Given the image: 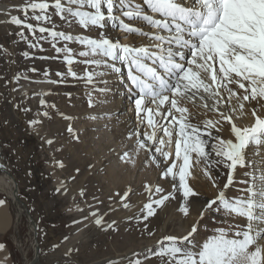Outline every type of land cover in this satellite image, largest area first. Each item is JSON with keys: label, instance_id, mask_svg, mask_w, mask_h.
<instances>
[{"label": "rangeland", "instance_id": "rangeland-1", "mask_svg": "<svg viewBox=\"0 0 264 264\" xmlns=\"http://www.w3.org/2000/svg\"><path fill=\"white\" fill-rule=\"evenodd\" d=\"M25 2L0 0V4L10 7L12 15H18L26 23L65 32L74 39L53 40L48 33L33 34L22 26L0 22V149L18 184L19 198L37 225V237H33L28 218H19L17 209L0 192V200L13 219L12 229L0 235L7 256L4 264L35 261L32 248L35 237L40 255L34 264H134L136 260L140 264H162L154 256L158 241L168 235L182 237L192 227L189 225V230L184 231L173 221L177 202L188 206L194 217L206 198L204 195L184 198L177 179L162 177L163 170L152 163L150 152H139L112 107L116 106L112 91L116 87L111 68L85 63L103 57L79 55L87 47L75 38L108 35L104 30L108 22L102 29L86 30L77 18L62 19L52 8L48 10L50 21H36L30 18L31 12L25 16L14 10V5ZM3 17L5 14L0 12V18ZM116 28L119 31V26ZM53 44L71 48L74 63L69 65L67 54L58 53ZM69 69L76 75H71ZM128 71L125 64L123 85L129 95L132 90L128 89ZM41 100L45 104L41 105ZM131 104L126 101L127 106ZM25 108L30 110L23 111ZM33 120L39 122L30 126ZM49 140L51 144L47 143ZM213 142L209 141V149ZM125 152L128 156L122 159ZM94 156L99 162L89 165ZM215 159L218 158L212 152L208 169L216 176L220 191L227 182L228 169L212 163ZM248 159V167H241L233 183L224 190L229 199L246 196L244 182L248 181L250 186L254 171L250 152ZM104 169L108 174L105 180V174H101ZM157 187L163 191L156 192ZM168 194L170 199L161 206L153 204L154 216L141 219L147 212L146 203ZM219 209L215 206L205 209L195 221L196 245L202 246L221 228L227 230L230 238L235 231L246 229V218L229 214L222 205ZM97 218H102L101 225L95 223Z\"/></svg>", "mask_w": 264, "mask_h": 264}, {"label": "snow or ice", "instance_id": "snow-or-ice-1", "mask_svg": "<svg viewBox=\"0 0 264 264\" xmlns=\"http://www.w3.org/2000/svg\"><path fill=\"white\" fill-rule=\"evenodd\" d=\"M143 4L151 14L146 13L135 0H53L52 3L48 0H26L24 5H14L13 8L25 16L31 12V19L44 22L51 20L48 10L52 8L62 19L69 16L77 18L85 29H102L107 21H119L125 33H141L155 41L146 47H133L102 35L99 38H75L87 47L86 51L79 52L80 56L104 58L86 60L87 64H103L119 72L120 69L114 63L109 64V60L127 62L128 75L139 90V98L135 100L137 114H145L141 116V123L146 119L151 129L130 133L129 138L135 135L138 149L153 152L152 160L157 167L161 163L166 165L162 177L171 176L175 180L178 176L183 197L198 196L199 193L186 182V177L191 174L189 170L194 166L193 154L195 165L204 162V175L216 187V181L208 171L209 156L214 152L218 159L212 163L228 169L225 174L227 182L205 207L211 210L215 206L219 211V205H222L229 214L246 218L247 223L246 230L235 231L232 238L227 230L219 229L218 234L202 246L194 243L198 226L193 224L182 237L168 235L158 241L159 248L154 256L162 264H264V154L254 151V155L261 157V168L257 170L253 165L251 186H248V181L244 182L245 197L229 199L224 191L233 183L235 170L248 167V151L264 147V0H143ZM0 12L9 17L8 22L27 28L33 34L37 31L48 33L53 40L68 42L74 39L65 32L26 23L7 8H0ZM122 17L129 20L140 18L155 31L145 33L125 23ZM184 48L190 49L191 56L186 63L181 62L185 60L181 51ZM56 51L67 54L65 59L69 65L74 63L71 48L56 47ZM147 60L152 64L158 62L163 73L146 63ZM69 71L76 75L71 69ZM91 78L89 73L90 81ZM171 78H175V83ZM40 103L43 105L45 101ZM148 104L155 105V108L148 107ZM188 104L198 110L203 109L205 115L215 113L216 118L197 123L200 113L191 112ZM244 117L250 120L247 125L235 122ZM38 122L33 120L29 124ZM224 122L230 125L232 138L224 139L219 135ZM68 130L71 132V127ZM158 132L163 136L158 138ZM163 137H167V141ZM173 140L174 158L172 153L164 150V146L171 145ZM209 141H214L210 149ZM155 153H159L162 160L157 159ZM127 156L125 152L121 158ZM256 171H259L258 176ZM155 191L163 190L157 187ZM170 196L163 195L146 203L144 209L147 212L141 219L154 216L153 204L161 206ZM3 204L4 201L0 200V205ZM179 210L185 216L189 214L188 206ZM203 214L202 209L200 215ZM95 223L101 225L102 218L95 219ZM4 247L0 244V250ZM134 264H140V261L136 260Z\"/></svg>", "mask_w": 264, "mask_h": 264}, {"label": "bare ground", "instance_id": "bare-ground-1", "mask_svg": "<svg viewBox=\"0 0 264 264\" xmlns=\"http://www.w3.org/2000/svg\"><path fill=\"white\" fill-rule=\"evenodd\" d=\"M135 2L139 3L144 8V11L146 13L151 14L150 9H148L147 6L143 4V0H135ZM0 8H7L8 10H10L9 6L3 5V4H0ZM123 19L125 20V23H128L130 26L140 28L145 33L155 31V29H152L149 25L146 24V22H144L140 18H133L131 20H129L128 18H123ZM8 20H9V17L6 15H5V17L0 18V22L6 26H8L9 24H12V23L8 22ZM107 22L108 23L106 25V29H104L105 32L108 33V35H105L106 38H110L113 41H119L121 43L128 44L129 46H133V47H146L152 43H155V41H153L150 36H146V35H143L141 33H125L124 30L120 28L119 21H107ZM118 26H119V31H117L118 29L116 28ZM89 29L94 31L96 28L91 27ZM89 29H86V30H89ZM113 30H114V32H113ZM100 34L98 33V35H100ZM161 34H163L165 36L168 35L167 32H162ZM173 49L175 50V46H173ZM155 51H158V50H155ZM181 51H183L185 54V60L181 61V62L186 63L187 60L191 58L190 49L184 48V49H181ZM177 59H179V58L177 57ZM109 63H111V64L114 63L115 66L120 69L119 72H115L111 69L112 70L111 76H112V78L115 79L114 85L116 87V88L114 87L115 89L112 90L114 92V94H113L114 98L113 97L112 98L115 101L116 106L113 105L112 107H115L114 109H115L116 114L118 115L117 118H118V122H119L120 126H124V128L129 132V136H130V133H135V132H141L142 133L144 131H151V129L148 128V126H147L146 119L144 120L143 123H141V116H144L145 114L141 113V115H139V116L137 114V110L135 107V100L139 98V90L132 83L130 77H129L128 89H131L132 91L130 92L129 95H128L129 91L123 85L125 83L124 80L126 78V76L124 74V65L127 64V62H122L120 60H117V61H110L109 60ZM146 63L157 68L158 72L163 73L164 70H163V68H161L159 66L158 62L156 64H152L151 60H147ZM127 66H128V64H127ZM171 82L175 83V78H171ZM126 101H128L129 104L132 103L131 107H130V105L129 106L126 105ZM233 103H235V101H233ZM147 106L155 108V105L150 106V104H148ZM187 106L189 107L191 112L199 111L200 118H199V120L196 121L197 123H202V121L204 119H209V118L215 119L216 118L215 113L209 112V113H207V115H205L203 109L198 110L192 104H188ZM247 110H248V107L246 106V111ZM94 119H97V118H94ZM156 119H160V118L156 117ZM235 122L238 125H247L250 122V120L248 117H244L242 119H236ZM161 123H164V121H161ZM35 131L38 132V128ZM219 134H222L224 139L232 138L231 132H230V125L228 123L224 122L222 125V131ZM157 136H158V138L162 137L163 133L158 132ZM163 138L166 141L168 139L167 137H163ZM130 139L134 140L136 143L137 137L135 135H132ZM149 143H151V142H149ZM136 145H137V143H136ZM138 150H139V152H143V150H144V152H150V154L153 156V152H151V151H147L145 149H138ZM164 150L172 153L173 158H174V152H175L174 140H173V143L171 145L166 144L164 146ZM254 151H259L262 154H264V147L250 149L248 151V152H250V154L252 156V160H254L253 165H255V169L258 170L261 168V157L254 155ZM2 154L3 153L0 149V165L3 166V167H0V192L3 193L4 195H6L8 197V199L10 200L12 206H14V209L15 208L17 209V212H18L17 214H18L19 218H23V217L28 218V222L30 223V231H31L30 233L33 237L34 236L37 237V225L32 220V218L30 216V212L26 208V205L19 198L18 184L15 181L14 177L11 176V173L9 171V167L7 166V163L5 161L6 159L2 156ZM247 155H248V153H247ZM155 156L157 157V159L162 160V157L159 156V153H155ZM91 160L92 161L90 162L89 165L97 164L99 162V160L97 159L96 156L92 157ZM152 163H153V160H152ZM153 164L155 165V163H153ZM193 165L194 166L189 170L191 172V174L186 177V182L197 193H199V195H204L206 200L203 204L200 205L199 209L197 210V212H196L197 217L196 216L192 217L191 214H188L187 216H185L179 209L183 206H186V205L183 203H180V202H179L180 203L179 204L177 202V204H176L177 209L175 211L176 213L175 212L173 213L176 215V217H173L172 219H174L173 221H175L176 223H179L180 226H182V228L185 229L184 231L189 230V228L199 218L201 210L203 209V211H205V209H207L205 207L206 203L210 199L214 198L216 196V194L218 193V190H217L218 185H217V181H216V176L211 173V175L215 179L216 185H217L216 187H213V182L211 180H209L207 176L204 175L205 166L203 165V163L201 162L199 165H195V154H193ZM151 167H152V165L150 166V168ZM159 168L161 170H164L166 168V165L164 163H161L159 165ZM240 168L241 167H238L235 170V172L233 173L234 177L238 176V174H236V173ZM105 169L101 173V174H105V176H103L104 180L106 179V176L108 175L105 173ZM208 171H209V169H208ZM256 175L257 176L259 175V171H256ZM176 179H177V183H179L178 176L176 177ZM101 180L102 179L97 180V183H100ZM250 186H251V184H250ZM6 207L4 205H0V235L8 233L13 227V219H12L11 215L9 214ZM189 225H190V227H189ZM35 238H34V241L32 240L33 241L32 242V248L35 252V254H34L35 261L27 262V264L36 263L39 255H40V248L38 247V243L36 241L37 238L36 239ZM6 257H7L6 253L3 250H0V264L7 263Z\"/></svg>", "mask_w": 264, "mask_h": 264}]
</instances>
